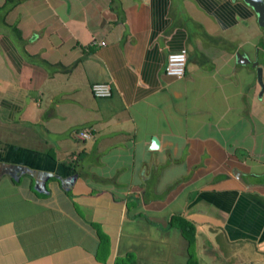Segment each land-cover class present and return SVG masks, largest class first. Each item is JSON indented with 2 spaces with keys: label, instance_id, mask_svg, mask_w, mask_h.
I'll use <instances>...</instances> for the list:
<instances>
[{
  "label": "crops",
  "instance_id": "crops-1",
  "mask_svg": "<svg viewBox=\"0 0 264 264\" xmlns=\"http://www.w3.org/2000/svg\"><path fill=\"white\" fill-rule=\"evenodd\" d=\"M126 254L264 264V29L243 0H0V264Z\"/></svg>",
  "mask_w": 264,
  "mask_h": 264
},
{
  "label": "built area",
  "instance_id": "built-area-1",
  "mask_svg": "<svg viewBox=\"0 0 264 264\" xmlns=\"http://www.w3.org/2000/svg\"><path fill=\"white\" fill-rule=\"evenodd\" d=\"M98 43L103 44V41L97 42L92 39L91 44ZM185 66V50L180 48L176 51L169 52L166 55L165 65L163 73L166 76L180 78L184 73ZM89 92L94 98H106L111 94L110 85L106 82H92L89 85ZM90 136L89 132L81 131L78 133L79 138H88Z\"/></svg>",
  "mask_w": 264,
  "mask_h": 264
},
{
  "label": "water",
  "instance_id": "water-1",
  "mask_svg": "<svg viewBox=\"0 0 264 264\" xmlns=\"http://www.w3.org/2000/svg\"><path fill=\"white\" fill-rule=\"evenodd\" d=\"M245 4H247L255 13L256 15V21L259 27L264 29V0H243ZM236 57L238 62L247 61V59L239 53H236ZM251 66L255 69V76H256V82L260 88V92L263 90V83L261 81V68L256 64V62H251ZM150 148L155 149L157 147V139L155 137H151L150 139ZM233 176L242 182L240 178V174L237 176L235 175V171L233 172Z\"/></svg>",
  "mask_w": 264,
  "mask_h": 264
},
{
  "label": "trees",
  "instance_id": "trees-1",
  "mask_svg": "<svg viewBox=\"0 0 264 264\" xmlns=\"http://www.w3.org/2000/svg\"><path fill=\"white\" fill-rule=\"evenodd\" d=\"M166 225L177 228L179 232L181 233V235L186 239L187 243L189 245L191 244L194 232H193L192 224L189 221L185 220L178 214H171L167 220ZM98 235L102 236L100 232H98ZM102 238L100 239L102 240ZM99 247H100V244H99ZM125 263L133 264V260L131 259L129 254H126L125 257L115 258L114 264H125Z\"/></svg>",
  "mask_w": 264,
  "mask_h": 264
}]
</instances>
